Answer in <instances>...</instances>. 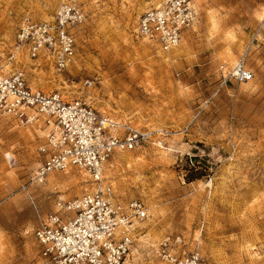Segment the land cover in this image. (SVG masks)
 Returning a JSON list of instances; mask_svg holds the SVG:
<instances>
[{"label": "rangeland", "instance_id": "374dc122", "mask_svg": "<svg viewBox=\"0 0 264 264\" xmlns=\"http://www.w3.org/2000/svg\"><path fill=\"white\" fill-rule=\"evenodd\" d=\"M63 0H0V55L25 19L50 21ZM85 20L67 71H33L30 84L83 99L116 122L151 133L115 155L104 175L122 201L142 200L131 264H158L152 247L181 236L208 264H264V0H193L198 20L163 53L135 37L158 0H69ZM243 58L253 80L219 88L218 69ZM31 68V69H30ZM44 139L0 119V264H42L33 229L58 199L91 188L78 169L32 181ZM206 159L209 177L184 181V157ZM122 158H126L123 160Z\"/></svg>", "mask_w": 264, "mask_h": 264}, {"label": "built area", "instance_id": "2783aa9c", "mask_svg": "<svg viewBox=\"0 0 264 264\" xmlns=\"http://www.w3.org/2000/svg\"><path fill=\"white\" fill-rule=\"evenodd\" d=\"M84 20L78 5L63 0L50 21L21 22L12 50L0 55V119L42 133L34 183L78 169L93 186L79 198L56 200L38 218L33 238L42 264H131L134 237L138 224L148 217V208L140 199L120 200L104 173L110 159L141 150L151 133L116 122L86 100L68 101L56 92L33 87L20 66V60L26 59L33 71L43 66L55 72L70 69L76 56L74 31ZM197 20L193 0H158L140 15L134 34L168 53ZM218 72L219 88L253 80L243 58L229 69L219 66ZM151 254L158 264H208L197 249H185L181 236L162 239Z\"/></svg>", "mask_w": 264, "mask_h": 264}, {"label": "trees", "instance_id": "16d2710c", "mask_svg": "<svg viewBox=\"0 0 264 264\" xmlns=\"http://www.w3.org/2000/svg\"><path fill=\"white\" fill-rule=\"evenodd\" d=\"M183 160L181 169L184 172V181L186 183L205 179L211 174V168L207 164L206 159L185 156Z\"/></svg>", "mask_w": 264, "mask_h": 264}, {"label": "bare ground", "instance_id": "6f19581e", "mask_svg": "<svg viewBox=\"0 0 264 264\" xmlns=\"http://www.w3.org/2000/svg\"><path fill=\"white\" fill-rule=\"evenodd\" d=\"M161 52V51H160ZM33 87H37V86H35L34 84L32 85ZM38 132V131H37ZM38 134H39V136H42V133L41 132H38ZM123 160H126V158H122ZM67 171H69V170H67ZM66 171V172H67ZM86 175V174H85ZM50 176V175H49ZM105 176V175H104ZM105 178L108 180V178L105 176ZM93 188V186H91V188H90V190ZM89 190V191H90Z\"/></svg>", "mask_w": 264, "mask_h": 264}]
</instances>
